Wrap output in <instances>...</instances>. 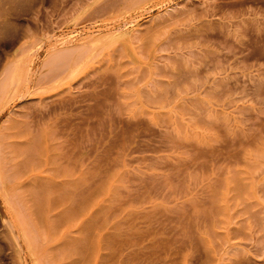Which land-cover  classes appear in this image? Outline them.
I'll return each mask as SVG.
<instances>
[{
    "label": "rangeland",
    "instance_id": "374dc122",
    "mask_svg": "<svg viewBox=\"0 0 264 264\" xmlns=\"http://www.w3.org/2000/svg\"><path fill=\"white\" fill-rule=\"evenodd\" d=\"M18 1L0 264H264V0Z\"/></svg>",
    "mask_w": 264,
    "mask_h": 264
},
{
    "label": "bare ground",
    "instance_id": "6f19581e",
    "mask_svg": "<svg viewBox=\"0 0 264 264\" xmlns=\"http://www.w3.org/2000/svg\"><path fill=\"white\" fill-rule=\"evenodd\" d=\"M9 1H10V3H12V1L13 2L14 1L17 2V0H8V3H9ZM18 2H20V0ZM18 44H20V40L16 39L11 45H12V47H15ZM5 45H6L5 43L0 42V48L4 47ZM25 45L27 46V44H25ZM25 45H24L23 48H22V45H21L20 49H21L22 52L19 51L18 54L22 55L24 53L23 50L25 49ZM49 48H51V47H49ZM49 52L51 53V51H49ZM57 54H58V52H57ZM74 54H76V53H74ZM1 55L5 56L3 54H1ZM68 55H69V53L66 54V55H63V56L61 55L59 57L58 55L56 56V54H53L51 59L49 60V62H46V63L49 66L51 64H54L56 62V60H59L60 58L63 61H68L69 59L72 58L70 55L69 56ZM54 60H55V62H54ZM68 62L70 63V61H68ZM27 64L28 63L23 58H21L17 62H10L7 70L5 71L4 75L0 79V118H2V116H5L8 113V111L10 109V101L12 99H15V97L17 98L20 95V93L23 92L24 89H29L30 90V87L32 86V84L34 82V79L31 77V72H32L31 71V67L29 66L30 69L27 68ZM55 67H56V65H55ZM26 93H28V92L26 91ZM1 135H2V130H0V137H1ZM2 170H3V162H2V158H1V154H0V174L2 173ZM0 185H1V183H0ZM14 221L17 222V219L15 218V216H14ZM38 264H39V262H38Z\"/></svg>",
    "mask_w": 264,
    "mask_h": 264
}]
</instances>
